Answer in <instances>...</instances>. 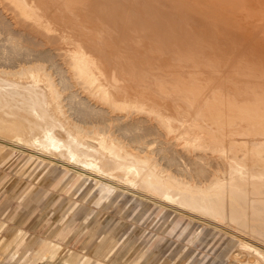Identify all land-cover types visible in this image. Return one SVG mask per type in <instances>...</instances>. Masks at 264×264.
<instances>
[{
	"label": "bare ground",
	"instance_id": "6f19581e",
	"mask_svg": "<svg viewBox=\"0 0 264 264\" xmlns=\"http://www.w3.org/2000/svg\"><path fill=\"white\" fill-rule=\"evenodd\" d=\"M0 33V164L31 155L67 195L142 199L196 220L190 243L222 228L226 261L264 264V0H0ZM114 237L38 257L107 264Z\"/></svg>",
	"mask_w": 264,
	"mask_h": 264
},
{
	"label": "rangeland",
	"instance_id": "374dc122",
	"mask_svg": "<svg viewBox=\"0 0 264 264\" xmlns=\"http://www.w3.org/2000/svg\"><path fill=\"white\" fill-rule=\"evenodd\" d=\"M5 14L8 16L10 15V12L9 13L7 12ZM1 35L2 34L0 33V39L3 38V37L1 38ZM1 44L2 46H0L1 47L0 51L2 52V49L3 50L5 49L4 51L6 52L7 51L6 45L8 44L5 45V48H3L4 46L3 44L5 43L1 42L0 45ZM56 47H59L62 53L69 52V47L65 43H61V44L57 43ZM5 62L9 64L8 61L3 60L0 61V65L3 63L6 64ZM10 159H11L10 162H8L6 165H2L3 163L0 164V187L5 181L9 179L10 185L9 187H7V189L10 188L12 189L14 188V186L20 187L21 185H25V182H27L28 179L24 178L23 180H20V178L24 177V173L26 174L29 171V169L34 168L33 166L34 164L32 163L30 167L26 168L23 171V169L26 167L25 165L29 164L28 163L29 160H34L31 158V155L28 154L26 155L24 153L20 154L18 153L17 150H15L12 158ZM16 170H18V174L22 173L21 171H23L24 173H22V176L20 175L16 176L14 174ZM56 171H57L56 173L58 175V179H60L63 176L64 170L57 167ZM40 174H41V169L35 172V175H40ZM58 182H57V186L55 187V189L51 194L52 196L50 199L51 202L54 199L60 198L56 206V209H59L58 213L56 211L55 215L52 216V214H50V209L47 207L45 211L46 215L38 221H35L36 214L34 215V217L32 216L34 205L30 206L25 211H22L20 210L19 201H16L14 199H12L9 202L4 201L7 198L5 195L6 193L0 192V207H3L4 204L7 203L6 206L10 208V210L13 211L14 213L16 212L13 222L8 220L7 217L5 218L4 212L3 214L0 213V248H2V246L4 245V240H6L5 237L9 238L17 229L22 230L24 234L20 232L21 235L18 236L14 240V243H12L9 247L10 249L9 252L21 253L22 250L25 251V257H22L20 259L19 264H31V263L49 264V262L47 263V261L42 262L39 260L40 254L44 252H43V247H39L38 249L37 246L42 240L44 241L52 240L53 239L52 236H56V233H52L53 231L52 225L54 224V222L60 219L61 215L62 216L64 215L65 217L67 213L70 212L71 208L74 205V202L76 201L75 199L72 198L71 195L68 196L67 194L61 192L59 188L60 185L58 184ZM89 188L90 187H87L86 191H83L84 194H87L89 192L88 191ZM96 193L97 191L95 192V194ZM119 200L120 201H117L118 202L117 204L111 205L109 209H106L99 214V217L101 219L106 218V221L104 227L96 230L97 235H101L103 232H105L106 229H110L111 227L115 226V224L118 222H124L127 228L133 217V213H132V210L134 209L133 203H138V206L140 205L139 208L140 209L144 208L145 211H150V212L155 211L156 216L153 217V222L151 224L150 222L148 223L145 222L147 226L142 225V227H138L137 235H131L132 233H134V230H131L130 232L126 233V235L129 234L127 236L131 239V241L125 247L123 253H121L120 255L117 254L111 258V260L109 261L110 264H130L134 260V258L140 253V251L144 248H145V253L147 254L146 256L147 258L145 257L146 258L145 261L146 263L150 262V264H158L161 261L167 263L169 262L171 257H173L175 254L178 255L181 251H182L181 257L178 259L176 264H233L228 260L226 261L225 256L222 255V252L225 253V251H227V249L225 248L231 241L230 236L225 233L226 231L224 229L220 228L217 229L218 231L216 230L212 231V229L208 227L202 228L198 238L194 242L190 243L189 239L192 240L195 234V230L198 229L197 228L198 223L196 220L192 219L193 221H195L193 222L191 219L184 217V215L178 214L176 212L172 213V210H168L167 212H164L161 208L154 207L152 205L150 208L149 207L150 204H148L146 201L142 199H135L131 196H126L125 198L120 197ZM2 201L4 202L2 203ZM89 209H94L96 211H99L101 208H98L96 206L84 208L83 212L78 214L77 218L75 219L76 222L75 221L73 222L74 224L73 231L69 233L65 237V239L56 238L57 243L62 245L63 247L69 248L72 251L80 254H87L88 256L92 254L93 245H89L90 237L88 236L87 231H84L78 239L75 238L84 229L82 221L84 217L87 215ZM52 211L53 210H51V212ZM158 218L159 221L156 223ZM95 221L96 218L91 217L90 223H92V225L90 226H93ZM137 224L140 225L139 223ZM179 226L182 229V235L180 237L175 239L173 237H169L166 235L169 230H171L170 232H172L174 227L178 228ZM145 231L150 232L152 235L156 234V236H158V241L153 242L155 244L158 243L157 245L160 244L158 248V252H159L158 256L155 253L153 254L149 253L148 250L146 249L148 245H150L151 243V241L149 242V240L152 239L151 237L147 238V240L143 239L144 242L143 240L140 241L138 240V237L144 234ZM161 237L166 238L164 242H159L160 239H163ZM95 243L96 242H94V244ZM51 250L52 249H50V251ZM36 252L38 253L36 254ZM102 252L103 250L100 251L97 257H95L97 260H101V261L103 260L104 254ZM220 259H224V261ZM0 264H11L10 258L4 252L0 253Z\"/></svg>",
	"mask_w": 264,
	"mask_h": 264
},
{
	"label": "crops",
	"instance_id": "0c3cea01",
	"mask_svg": "<svg viewBox=\"0 0 264 264\" xmlns=\"http://www.w3.org/2000/svg\"><path fill=\"white\" fill-rule=\"evenodd\" d=\"M2 165H6V164H2ZM28 167H30V165L26 164V167L23 169V171ZM38 169L39 168H37V167L35 168V166H34V168L29 169V171L26 174L23 171H21L22 173H24V177L20 178V180H23L24 178L28 179L27 182H25V185H21L20 187L14 186V188H12V189L11 188L7 189V187H9V185H10V182L8 179L0 187V192L6 193L5 195L7 198L4 201L9 202L12 199L19 201L20 202V210L25 211L30 206L34 205L32 216L34 217V215L36 214V218H35L36 220L35 221L40 220L42 217H44L46 215L45 211H46L47 207L50 209V214H52V216L55 215L56 211L58 213L59 209H56V206H57L59 199H60V198L54 199L53 201L50 202V199L52 196L51 194H52L53 190L55 189V187L57 186V182L59 180L57 173L53 172V173H51V176L49 175V173L44 174V175H43V173H41L40 175H35V172L38 171ZM22 173L18 174V170H16L14 172V174L16 176H18V175L22 176ZM58 184L60 185L59 188H60L61 192L64 194H67V191H66L67 187L62 185L61 181H59ZM76 191L77 190H75L74 193H76ZM14 192H15V194H14ZM74 193L71 194V196L73 199L76 200L74 202V203H76V205L74 207L75 209L73 210V213H71V210H70V212L67 213V215L65 217H64V215L63 216L61 215L60 219H58L56 222H54V224L52 225V229H53L52 233H56V236H52V238H53V240H55V242H57L56 238L65 239V237L73 231V225H74L73 222L74 221L76 222L75 219L77 218L78 214L83 212L84 208H87V207L89 208L92 206L93 207L96 206L98 208H101L99 211H96L94 209L88 210L87 215L84 217V219L82 221L84 229L77 235V237L75 239H78L84 231H87L88 236L90 237V244L89 245L94 246L100 240V238L106 234V232L112 231L113 234H115V237L113 238V241H110L112 243H108L107 245H105V247L103 248V252H102L104 254L103 260L108 261L107 264H110L109 261L111 260L112 257H114L117 254L120 255L121 253H123L125 247L131 241V239L127 236L129 234L126 235V233L130 232L131 230H134V233H132L131 235H137L138 227H142V225L145 226L146 225L145 222H147V223L150 222V224H151L153 222V217L156 216L155 211H151V212L145 211L144 208H142V209L139 208L140 205L138 206V203H133L134 204V209L132 210L133 217H132L131 222L127 228H126L124 222H118L115 224V226L111 227L110 229H106L105 232H103L101 235H97L96 230L104 227L105 221H106V218L101 219L99 217V214L102 211L109 209V207H111V205L117 204L118 202L116 201V203L115 202L114 203H112V202L104 203V201H102V199H96L95 196L93 198L92 197L90 198L89 194L88 195L84 194V192H81L78 194H74ZM4 201H2V203ZM118 201H120V200H118ZM6 205H7V203L4 204L3 207H0V213L3 214V212H4L5 218L7 217L8 220L13 222L16 212L14 213L13 211H11L10 208H8ZM51 210H53V211L51 212ZM135 211H137V212H135ZM91 217L96 218V221L93 224V226H90V225H92V223H90ZM158 221H159V218L156 221V223ZM137 223H139L140 225H138ZM18 231H20L22 234H24L22 232V230L17 229L9 238H12V236L15 235ZM170 231L171 230H169L168 233L166 234L169 237H173V238L177 239L178 237H180L182 235V229L180 228V226L178 228L174 227L173 231L172 232H170ZM126 236H127V238H126ZM149 237L152 238L151 240H149V242L151 241V243H152L154 241V239H156L157 236H156V234L152 235L150 232L145 231L144 234H142L138 237V240L139 241L143 240V239L147 240V238H149ZM9 238L7 237L5 239H9ZM161 238H163V239H160L159 242H164L166 239L165 237H161ZM190 241H191V239H189V242ZM94 242H96V243L94 244ZM143 242H144V240H143ZM151 243H150V245H151ZM157 244L158 243L155 244L154 250L148 249L149 245L146 249L148 250L149 253H151V254L155 253L158 256V253H159L158 248H159L160 244L159 245H157ZM181 252L178 255L175 254L169 260V262L172 264H176L178 259L181 257ZM146 256H147V254L145 253V248H144L140 251V253L134 258V260L130 264H132L133 262H134L133 264H144V263L150 264V262L146 263V261H145L147 258ZM161 263H162V261L159 262L158 264H161Z\"/></svg>",
	"mask_w": 264,
	"mask_h": 264
}]
</instances>
